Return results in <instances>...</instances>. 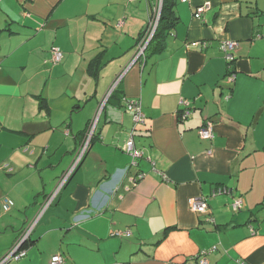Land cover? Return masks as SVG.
I'll return each mask as SVG.
<instances>
[{"label":"crops","instance_id":"obj_1","mask_svg":"<svg viewBox=\"0 0 264 264\" xmlns=\"http://www.w3.org/2000/svg\"><path fill=\"white\" fill-rule=\"evenodd\" d=\"M159 2L0 0V202H12L0 203V259L123 73L81 164L25 254L5 264H50L55 254L63 264H198L202 252L206 264H264V0H172L177 22L131 62ZM229 40L232 82L220 50ZM52 47L63 53L56 65ZM126 98L142 103L135 128ZM209 118L214 137L200 138ZM131 134L135 164L123 149ZM220 184L231 194L212 197ZM193 197L206 212L190 208Z\"/></svg>","mask_w":264,"mask_h":264},{"label":"built area","instance_id":"obj_2","mask_svg":"<svg viewBox=\"0 0 264 264\" xmlns=\"http://www.w3.org/2000/svg\"><path fill=\"white\" fill-rule=\"evenodd\" d=\"M160 0L159 4L156 5V7L153 9L151 13V17L149 19V25L145 29L143 33L139 35V39L135 44V57L134 60L138 55L141 57L144 56L145 49L150 41V39L153 36V33L155 29L157 28L159 16H160V10H161V3ZM210 7V3L208 1L203 2L200 5H197L195 7V13L197 15L201 14L204 10L208 9ZM237 42L236 41H222L220 44V50L222 51L227 64H231L232 61H234L235 57L233 54V50L236 48ZM63 53L59 47H52L51 53H50V62L52 64H57L62 60ZM133 59V58H132ZM132 60L131 62H134ZM123 73H120L114 81L110 84L109 88L107 89L102 101L98 105L94 115L89 120L86 130L82 134L73 154V158L70 162V164L67 166V168L63 171V173L59 176L56 184L54 187L50 190L49 193H47L42 201V203L39 206V209L37 213L34 215V217L26 224V226L21 230L18 237L16 238L14 245L12 246L11 250H9L1 259L0 264H5L9 259L11 258H19L23 256L26 252V244L30 240V233L43 213V211L55 200L57 195L59 194L62 187L65 185V183L68 181L74 170L81 164L83 158L89 151V148L91 146L92 140L96 135V126H97V120L99 118V115L105 105V102L108 100V97L114 91L118 83L120 82L121 76ZM227 81L232 82L234 80V72H227L226 73ZM124 108L126 111L130 112L132 115V121H133V128L138 123H144L145 121V115L142 111V103L139 98H132V99H124ZM181 118H185L188 115V110L184 109L181 110V112L178 114ZM198 135L200 138L203 139H212L214 137V121L212 119H206L200 127L197 129ZM123 149L130 155L131 157V164H135V159L142 156V152L135 148L134 142L132 139V134L129 137V139L126 141ZM142 177V174H138L137 178ZM136 178V179H137ZM228 195L231 194V188L226 185H216L212 191L211 196H217V195ZM1 205L3 208L8 207L12 204L11 200L9 198H2ZM207 202L206 199L203 197H193L190 199V208L198 213L206 212L207 211ZM231 206L234 210L241 208L242 206V200L241 198H233ZM120 234V233H118ZM129 232H123V235H128ZM205 252L200 253V255H204ZM199 255L198 258V264H206V261L201 258ZM64 263V257L61 254H55L50 259V264H63Z\"/></svg>","mask_w":264,"mask_h":264},{"label":"trees","instance_id":"obj_3","mask_svg":"<svg viewBox=\"0 0 264 264\" xmlns=\"http://www.w3.org/2000/svg\"><path fill=\"white\" fill-rule=\"evenodd\" d=\"M171 1L172 0H162V5H161V10H160V16H159V20H158V24H157V28L155 29L152 38L150 39L145 52L147 50V48L149 47V45H151L154 41V39L158 38L161 34V29L163 28V26H167V28L171 25H174L177 22V17L175 16V14H173V11L171 10ZM139 39V38H138ZM137 39V41H138ZM136 41V42H137ZM146 56V55H145ZM234 62V61H232ZM231 62V64H232ZM231 64L229 66V64H227V72H234V68H231ZM119 85V83H118ZM118 85L116 86V88L114 89V91H112V93L110 94V96L108 97V99L110 97L113 96L114 92L116 91Z\"/></svg>","mask_w":264,"mask_h":264},{"label":"rangeland","instance_id":"obj_4","mask_svg":"<svg viewBox=\"0 0 264 264\" xmlns=\"http://www.w3.org/2000/svg\"><path fill=\"white\" fill-rule=\"evenodd\" d=\"M70 28H72V25H70ZM49 53H51V48L49 49V51H48ZM134 57H135V53L133 54V59H131L130 61H132V60H134ZM58 64V63H57ZM54 65H56V64H54ZM68 80V78H65L64 79V81H67Z\"/></svg>","mask_w":264,"mask_h":264},{"label":"water","instance_id":"obj_5","mask_svg":"<svg viewBox=\"0 0 264 264\" xmlns=\"http://www.w3.org/2000/svg\"><path fill=\"white\" fill-rule=\"evenodd\" d=\"M140 57H141V56L138 55L134 61H136L137 59H140ZM144 57H145V55H144Z\"/></svg>","mask_w":264,"mask_h":264}]
</instances>
